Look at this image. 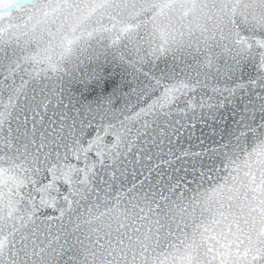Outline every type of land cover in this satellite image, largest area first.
Listing matches in <instances>:
<instances>
[{
  "label": "snow or ice",
  "instance_id": "snow-or-ice-1",
  "mask_svg": "<svg viewBox=\"0 0 264 264\" xmlns=\"http://www.w3.org/2000/svg\"><path fill=\"white\" fill-rule=\"evenodd\" d=\"M0 264H264V0H0Z\"/></svg>",
  "mask_w": 264,
  "mask_h": 264
}]
</instances>
